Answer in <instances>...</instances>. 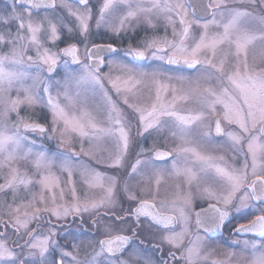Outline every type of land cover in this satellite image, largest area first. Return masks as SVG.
I'll return each instance as SVG.
<instances>
[{
  "label": "snow or ice",
  "instance_id": "6c2138e0",
  "mask_svg": "<svg viewBox=\"0 0 264 264\" xmlns=\"http://www.w3.org/2000/svg\"><path fill=\"white\" fill-rule=\"evenodd\" d=\"M109 18L117 36L133 21L155 29L163 20V36L124 52L161 63L144 69L109 59L118 53L111 43H85L83 58L76 43L54 50L65 31L87 40L89 0H9L0 9V264H208L206 237L233 212L251 217L234 231L253 238L211 264H264V0H102L96 26ZM166 66L195 76H173ZM148 85L155 94L143 103ZM126 109L138 116L137 135L167 132L180 143L141 149L126 165ZM49 114L50 129L39 122ZM37 139L61 149L79 140L80 151L49 152ZM81 154L127 168L126 176L80 163ZM197 198L207 207L196 211ZM69 217L88 230L62 231ZM143 229L159 239L146 243ZM69 237L71 247L61 243Z\"/></svg>",
  "mask_w": 264,
  "mask_h": 264
},
{
  "label": "flooded vegetation",
  "instance_id": "af4514ba",
  "mask_svg": "<svg viewBox=\"0 0 264 264\" xmlns=\"http://www.w3.org/2000/svg\"><path fill=\"white\" fill-rule=\"evenodd\" d=\"M132 32H133V30H132ZM140 37H141V35H140ZM121 40H122V42L119 40H117L116 42L102 41V43L97 42V44H109V43H111L114 45V47H116L118 49V53L115 54L114 56L108 57L109 59L120 58V59L125 60L126 62L130 61L133 65H136V66H139L141 64H144V65L155 64V62H149L148 60H143V61L132 60V58H130V57H125L124 55H121L122 52H124L125 50H127L129 48V45L126 47L124 46V43H126L128 40H125V39H121ZM136 42H137V40H133V39L129 38V44L132 47H136L139 44ZM67 44L68 43L62 45L61 47H63V46L65 47V46H67ZM159 63H161V62H159V61L156 62V64H159ZM166 67L170 68V71H176V72H181V73L187 72L190 74L193 73L190 70H187V69L180 67V66H166ZM106 69H107V67H103L102 73H105ZM108 71H109V69H108ZM182 71H184V72H182ZM62 74H63V69L60 68L57 70V74L55 75V77L60 78L58 76H60V75L62 76ZM122 107H125V106L122 105ZM126 115L128 117V120L131 122L130 136L132 138V143L130 145L128 155L125 159L126 165L133 163L135 161L137 153L140 152L141 149L149 150L155 146V147L161 148L163 150H170L167 146H165V142H162L160 139L164 135V132L156 133L154 131H150V133H145L144 135L139 136V135H137V131L139 129L138 116L135 113H133L130 109H126ZM40 123H44L45 126L49 128L48 120L46 122L44 120H40ZM34 134H36V133H34ZM156 135H158V136H156ZM54 141H56V140L53 139V140H50L48 142V140L43 141L41 139V141L37 140V143L49 144L50 146H53V145H55L53 143ZM70 146H72V147H69V150H73L74 148H77L73 145H70ZM146 154H148V153L146 152ZM108 155H109V152H106V154H103V158L105 161L107 160ZM81 159L84 161H88V164L92 165V167H94L98 171H100L102 173H106L108 175H116V176H119L121 178H124L126 176V172L128 170L127 168H120V169L109 168V167H106V164L105 165L96 164L94 160H90L89 157L84 156L83 154H81ZM61 178L66 179V177H63V176ZM74 179L77 182V189L82 190L83 185L80 183L79 175L77 174L76 176H74ZM125 207H127L126 204H125ZM201 207L206 208L207 202L196 199L194 201L195 210L199 211V209ZM85 215H87V214H85ZM247 219H251V217L249 216V217L245 218V216L237 215L236 213L233 212L230 215L229 219L225 222L222 230L208 234V236L206 237L207 243H206V247H205V252L209 253L208 264H211V262L213 260H224L227 257V255L233 251H235L237 254H239L240 248L236 247L234 242L238 241V242H240V244H242L244 240L253 238V234H236L234 231L235 228L240 223H246ZM191 227H192L193 233H195L196 232V225H195L194 215H193ZM82 230H88V224L81 225L79 219H76L74 221L72 217H69L67 222L64 224L62 231L78 235ZM142 234L146 238V243H148L149 241H154V240L159 239L158 235L149 234L147 229H143ZM200 234L204 235L203 232H201ZM11 238H13V237H11ZM256 239H259V237H256ZM71 242H72L71 237H69V239H67V240L61 239V243H66L69 245V247H71ZM149 254L151 255V252H149ZM233 264H235V261L233 262Z\"/></svg>",
  "mask_w": 264,
  "mask_h": 264
},
{
  "label": "rangeland",
  "instance_id": "374dc122",
  "mask_svg": "<svg viewBox=\"0 0 264 264\" xmlns=\"http://www.w3.org/2000/svg\"><path fill=\"white\" fill-rule=\"evenodd\" d=\"M90 1H91L90 6H92V8H93V20L90 22V30H89V34H88L87 40H84L83 37L72 36L71 39H75L76 41L69 42V43H76L78 45V47L81 50V53L80 54H81V57L82 58H83V49H84V44L85 43H88V46L90 47L91 46V43H97V41L98 42H101V41H99V40H101V38H104L105 40L113 38L111 40H115V41L119 40V41L122 42L121 39L124 38V35L130 36V39H134L133 38L134 35H131L132 30L134 28H138V30L140 32V35H141V37L139 36V37H137L135 39V40H137L136 43H139L140 41H142V40H144L146 38H151L153 36H163L165 34V31H164L165 24H164V21L163 20L156 21V28L155 29L149 28L147 25L143 24L142 22L139 23V24H137L135 21H133L132 22V25L129 26L126 31H122L120 33V35L117 36L112 31V27L115 26L118 23V21H116L114 18H109L106 23L105 22H102L101 25H100V27H97L96 26V18H98V8H99L100 4L102 3V0H90ZM67 2L72 3V2H70L68 0H67ZM8 3H9V0H0V9L5 8ZM73 6L75 7V5H73ZM57 14H63L65 16H67L66 12H64L63 9L58 10V13ZM68 19L70 20V22L74 23V21H72L71 18H68ZM62 34H61V38H62V36L64 38L69 37V34L66 31L63 32ZM168 35H169V38H171V29L170 28L168 29ZM125 40H127V38ZM60 44H62V43L61 42H58L57 45H56V48L54 50L59 49V48H63L64 46L63 47H61V46L64 45V44H66V43H64L62 45H60ZM128 45H130L129 44V41H127L126 43H124V46L125 47L128 46ZM259 49H260V45L257 44V46L255 48V51L257 52V54L259 53ZM4 50L7 51V49H4ZM124 52H122L121 55H124ZM28 54L29 55H32L33 53L32 52H29ZM116 59H120V58H116ZM149 62H152V61H149ZM152 65L155 66L156 65V62H155V64H152ZM134 66L137 67V68L149 69V65L141 64L139 66H136V65H134ZM106 72H108V68L106 69ZM182 72H184V71H182ZM63 74H62V76H63ZM115 74H118V73L117 72H114V75ZM170 74H172L173 76H179V75L195 76V73L190 74V73H187V72L186 73H181V72H176V71H170ZM62 76L60 75V76H58L60 78H56V77L55 78L56 79H61ZM170 83L172 85H174L177 89H181V88L188 87V82L187 81H183L182 82V81L173 79ZM106 87L111 88V85L107 84V82H106ZM111 94L113 95V98L114 99L117 98L114 91ZM154 94H155L154 86H151V85L141 86L140 95L142 97V102L143 103H150L151 102V98L154 97ZM13 95H15V93H13ZM170 98H171V96L169 94V99ZM90 106L92 107L93 111H98V109L96 108V103L95 102H93ZM121 106H122V102H121ZM193 106L194 105H192V104H183L182 102H178V108H191ZM42 111H46V110H44V109H42L40 107H37L35 109V112L37 114H40ZM21 115L27 116V110L22 111L21 112ZM101 116H102V113H101ZM35 118L36 117H33V119H35ZM11 119L12 120H15L16 119L15 114H12ZM48 126H49V129H50L51 128V116H50V114L48 116ZM30 135L34 139L40 136L39 133H36V134L33 133V134H30ZM156 136H158V135H156ZM160 139H161L162 142H165V146H167L170 150H172L176 146V144L180 143V141L174 140L170 136V134H168L167 132H164V135ZM37 140L38 141L39 140L41 141V139H37ZM42 140L43 141H46V139H42ZM49 141L50 140H48V142ZM53 143L55 144L53 146H50L49 144H43L44 145V148L47 149L49 152H55L57 150L69 151V147H72L70 145H73V146L77 147V148H74V150L76 152L80 151V142H79V140H74L72 144H66L63 147V149L60 148V145H59V143H58L57 140L54 141ZM37 144H41V143H37ZM84 147L87 149L89 147V144L88 143H85L84 144ZM106 147L110 151L114 150V148H115L114 142L108 141L107 144H106ZM106 152H108V151H106ZM106 152H104L103 154H106ZM79 162L80 163L88 164V161H84L82 159H80ZM100 165H105V163H102ZM197 199H199V198H197ZM10 239H12V238L10 237Z\"/></svg>",
  "mask_w": 264,
  "mask_h": 264
},
{
  "label": "trees",
  "instance_id": "16d2710c",
  "mask_svg": "<svg viewBox=\"0 0 264 264\" xmlns=\"http://www.w3.org/2000/svg\"><path fill=\"white\" fill-rule=\"evenodd\" d=\"M91 3V1L89 0V4ZM65 16V15H64ZM66 17V16H65ZM63 33V32H62ZM130 33V32H129ZM63 35V34H62ZM131 35H134L133 36V40H135L137 37H139L140 36V32H139V30H138V28H134L133 29V32L131 33ZM104 37V36H103ZM127 38V40L129 41V39L128 38H130V36H128V35H124V38L123 39H126ZM111 39H113V38H111ZM111 39H107V40H105L104 38H101V40H99V41H110V42H116L115 40H111ZM62 44H64V43H69V42H74V41H76L75 39H71L70 37H67V38H64L63 36H62ZM98 42V41H97ZM62 44H60V45H62Z\"/></svg>",
  "mask_w": 264,
  "mask_h": 264
},
{
  "label": "water",
  "instance_id": "95a60500",
  "mask_svg": "<svg viewBox=\"0 0 264 264\" xmlns=\"http://www.w3.org/2000/svg\"><path fill=\"white\" fill-rule=\"evenodd\" d=\"M69 1H72V0H69ZM66 47V46H65ZM91 47V46H90ZM180 67H183V68H185L184 66H180ZM186 69V68H185Z\"/></svg>",
  "mask_w": 264,
  "mask_h": 264
},
{
  "label": "bare ground",
  "instance_id": "6f19581e",
  "mask_svg": "<svg viewBox=\"0 0 264 264\" xmlns=\"http://www.w3.org/2000/svg\"><path fill=\"white\" fill-rule=\"evenodd\" d=\"M69 1V0H68ZM70 2H72V1H70Z\"/></svg>",
  "mask_w": 264,
  "mask_h": 264
}]
</instances>
